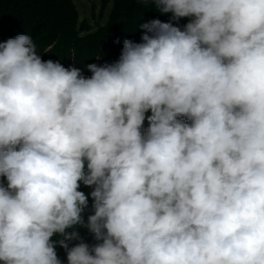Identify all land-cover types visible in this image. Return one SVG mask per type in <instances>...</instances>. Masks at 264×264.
<instances>
[{"label": "clouds", "instance_id": "clouds-1", "mask_svg": "<svg viewBox=\"0 0 264 264\" xmlns=\"http://www.w3.org/2000/svg\"><path fill=\"white\" fill-rule=\"evenodd\" d=\"M151 3L91 77L0 42L4 264H264V0Z\"/></svg>", "mask_w": 264, "mask_h": 264}, {"label": "trees", "instance_id": "trees-1", "mask_svg": "<svg viewBox=\"0 0 264 264\" xmlns=\"http://www.w3.org/2000/svg\"><path fill=\"white\" fill-rule=\"evenodd\" d=\"M156 19L171 22L183 30L192 17L173 21L170 13L161 14L151 0H114L108 23L93 31L94 28L86 22H79L72 0H0V42L21 34L29 35L43 61H58L65 68H78L83 76L91 77L88 64L103 66L117 62L124 40L141 43L146 30L140 25ZM146 125L147 119L144 122ZM4 182L6 185V180ZM78 190L88 198L89 208L83 213L86 221L88 215L94 214L91 207L93 199L89 195L93 189L81 182ZM79 233L83 242L90 246L102 243L95 240L86 229H80ZM60 238L54 235L53 240ZM79 242L73 240L69 247ZM56 252L62 264H68L65 249L57 246ZM0 264L4 262L0 261Z\"/></svg>", "mask_w": 264, "mask_h": 264}, {"label": "rangeland", "instance_id": "rangeland-1", "mask_svg": "<svg viewBox=\"0 0 264 264\" xmlns=\"http://www.w3.org/2000/svg\"><path fill=\"white\" fill-rule=\"evenodd\" d=\"M79 22H86L93 31L98 27H104L111 15L114 0H72ZM89 74H92L91 71ZM147 126V125H146ZM143 125V129L148 128Z\"/></svg>", "mask_w": 264, "mask_h": 264}]
</instances>
